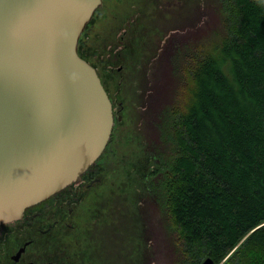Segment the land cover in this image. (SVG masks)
<instances>
[{
  "label": "trees",
  "instance_id": "obj_1",
  "mask_svg": "<svg viewBox=\"0 0 264 264\" xmlns=\"http://www.w3.org/2000/svg\"><path fill=\"white\" fill-rule=\"evenodd\" d=\"M219 9L216 40L170 58L182 73L191 56L161 115L170 151L150 189L176 231L178 264H264V0Z\"/></svg>",
  "mask_w": 264,
  "mask_h": 264
},
{
  "label": "rangeland",
  "instance_id": "obj_2",
  "mask_svg": "<svg viewBox=\"0 0 264 264\" xmlns=\"http://www.w3.org/2000/svg\"><path fill=\"white\" fill-rule=\"evenodd\" d=\"M102 1L77 50L107 89L114 77L108 149L115 155L106 162L102 182L87 193L84 189L86 220L79 219L80 238L93 241L96 264H178L176 231L160 211L149 179L154 178L157 157L170 151L161 115L175 105L191 56L182 73L172 70L170 58L177 49L189 54L197 45L204 44L203 50L216 40L222 27L220 0ZM19 245L15 234L1 235L0 264H10L7 257ZM65 255L57 264H71Z\"/></svg>",
  "mask_w": 264,
  "mask_h": 264
},
{
  "label": "water",
  "instance_id": "obj_3",
  "mask_svg": "<svg viewBox=\"0 0 264 264\" xmlns=\"http://www.w3.org/2000/svg\"><path fill=\"white\" fill-rule=\"evenodd\" d=\"M101 2L0 0V224L77 183L110 140L111 101L77 50Z\"/></svg>",
  "mask_w": 264,
  "mask_h": 264
},
{
  "label": "flooded vegetation",
  "instance_id": "obj_4",
  "mask_svg": "<svg viewBox=\"0 0 264 264\" xmlns=\"http://www.w3.org/2000/svg\"><path fill=\"white\" fill-rule=\"evenodd\" d=\"M102 3L103 1L101 5ZM173 42L177 43L178 41L174 40ZM96 72L110 99V87L115 86L114 77L107 89L97 70ZM122 109L123 107L118 115V120L122 119ZM109 142L98 159L86 169L77 183H72L49 197L26 207L20 218L0 224V236L13 233L21 242V245L8 255L10 264H57V260L64 253L66 254L65 259L70 260L71 264H96L93 262L92 255L93 241L87 236L80 238L83 229L78 226L80 218L86 220L82 199L85 198V196L82 197L84 189L87 193V190L102 182L101 174L104 173L106 162L112 155H115L113 150L108 149ZM98 173L100 176H96ZM77 193H80V196H77ZM78 198L81 200L77 206H74L75 200ZM72 234L75 236L69 239ZM42 236L43 238L39 239Z\"/></svg>",
  "mask_w": 264,
  "mask_h": 264
}]
</instances>
